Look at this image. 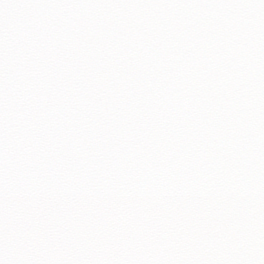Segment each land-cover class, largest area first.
Returning <instances> with one entry per match:
<instances>
[{
	"label": "snow or ice",
	"instance_id": "1",
	"mask_svg": "<svg viewBox=\"0 0 264 264\" xmlns=\"http://www.w3.org/2000/svg\"><path fill=\"white\" fill-rule=\"evenodd\" d=\"M0 264H264V0H0Z\"/></svg>",
	"mask_w": 264,
	"mask_h": 264
}]
</instances>
